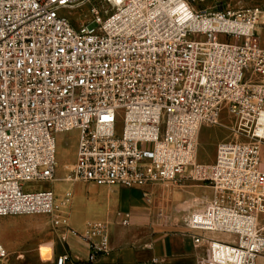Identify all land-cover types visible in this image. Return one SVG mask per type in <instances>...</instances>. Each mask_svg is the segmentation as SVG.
Returning a JSON list of instances; mask_svg holds the SVG:
<instances>
[{"label": "built area", "instance_id": "2783aa9c", "mask_svg": "<svg viewBox=\"0 0 264 264\" xmlns=\"http://www.w3.org/2000/svg\"><path fill=\"white\" fill-rule=\"evenodd\" d=\"M198 1L0 0V217L45 214L67 226L71 192L57 204L52 188L25 191L32 181L138 188L148 200V187L191 179L212 189L180 216L194 247L211 264H258L264 8ZM82 8L90 19L75 26L69 15ZM225 113L236 138L217 143L212 163L198 161L201 129L225 126ZM70 130L76 156L60 178L56 137ZM87 226L98 237L93 261L110 248L104 225ZM6 256L0 240V264Z\"/></svg>", "mask_w": 264, "mask_h": 264}, {"label": "rangeland", "instance_id": "374dc122", "mask_svg": "<svg viewBox=\"0 0 264 264\" xmlns=\"http://www.w3.org/2000/svg\"><path fill=\"white\" fill-rule=\"evenodd\" d=\"M198 8L233 7L245 8L259 6L264 8V0H200L195 3ZM73 24L83 23L90 19L88 8L79 9L69 15ZM225 126H204L199 135L197 159L202 163H212L215 159L216 146L220 141H228L236 138L233 131L228 127L232 117L228 114L222 116ZM57 141V176L63 177L75 160L78 131L70 130L61 132L56 137ZM264 158V147L262 148ZM63 180L27 182L25 191H37L44 188H52L56 195ZM81 182V181H79ZM148 200L132 191L133 203H145V209L150 217L149 225L161 231L174 232L179 229L181 213L202 205L207 197L211 196L212 189L201 182L183 179L178 183H157L147 188ZM87 189L82 190V195L88 197L93 193ZM142 193V191H141ZM181 211L176 212L175 208ZM191 207V208H190ZM57 213L63 212V207H56ZM172 209L175 212H172ZM168 215H171L168 217ZM68 225V223H67ZM63 225H55L52 216L45 214H21L0 217V240L7 250V256L2 264H44L41 260L52 258V242L54 248L62 242ZM215 237V236H214ZM220 240H229L226 236H216ZM264 256V255H263Z\"/></svg>", "mask_w": 264, "mask_h": 264}, {"label": "crops", "instance_id": "0c3cea01", "mask_svg": "<svg viewBox=\"0 0 264 264\" xmlns=\"http://www.w3.org/2000/svg\"><path fill=\"white\" fill-rule=\"evenodd\" d=\"M85 189L91 191L92 196L82 195ZM133 190L142 195L138 188L116 186L110 189L93 183L62 181L57 190V204L67 191L72 194L68 225L63 226L62 242L57 249L52 242V258L41 262L55 264L56 255L68 253L70 258L66 264H211L194 247L185 227L166 232L150 226L145 201L133 203ZM125 213L130 218L128 226L122 224ZM89 222L106 227L110 248L108 254L101 252L93 261L89 260L90 242L98 237L87 226ZM154 257L158 263L152 261ZM258 264H264L263 255Z\"/></svg>", "mask_w": 264, "mask_h": 264}]
</instances>
